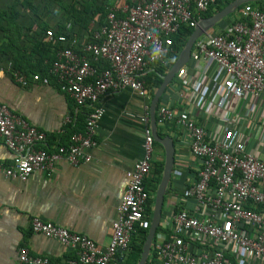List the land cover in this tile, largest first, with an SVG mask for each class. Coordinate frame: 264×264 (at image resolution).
<instances>
[{
  "label": "built area",
  "instance_id": "built-area-1",
  "mask_svg": "<svg viewBox=\"0 0 264 264\" xmlns=\"http://www.w3.org/2000/svg\"><path fill=\"white\" fill-rule=\"evenodd\" d=\"M216 2L114 1L103 17L96 15L82 31L70 21L59 29L44 30L43 42L53 55L46 73L23 71L11 60L0 65V72L22 87L49 85L53 80L73 103V114L66 121L81 111L85 116L82 128L50 144L46 131L0 102V140L12 154L9 163L0 161V176L9 180L25 182L36 171L53 175L58 160L72 166L89 162L90 150L98 143L105 113L102 100L107 94L129 89L147 100L142 156L126 171L125 189L105 246L30 216L32 232L74 251L75 257L63 264L124 260L132 235L149 228L146 208L152 194L144 180L152 169L155 141L148 125L151 87L144 75L152 67L168 65L177 53L173 45L179 28L194 29ZM233 14L222 31H205L196 39L189 59L195 63L192 71L187 62L174 77L181 86L179 96L194 107L196 116L218 117L219 130L210 132L197 119L166 103L156 106V125L173 124L186 131L189 152L199 162L195 177L179 195L180 200H193V212L178 209L169 215L165 231L153 236L149 264H264V158L252 152L255 136L250 132L259 103L264 101V6L246 2ZM259 130L262 136L264 124ZM17 259L21 264H55L47 257L31 255L25 245L18 248Z\"/></svg>",
  "mask_w": 264,
  "mask_h": 264
},
{
  "label": "crops",
  "instance_id": "crops-1",
  "mask_svg": "<svg viewBox=\"0 0 264 264\" xmlns=\"http://www.w3.org/2000/svg\"><path fill=\"white\" fill-rule=\"evenodd\" d=\"M10 1L0 0V9L6 8ZM114 1L123 4L128 0ZM61 2L66 4L68 0ZM56 3L57 0L53 2L54 7ZM260 5L264 6V0L260 1ZM28 16L26 13L17 20L19 26L26 25ZM233 16L234 14H228L208 28L207 32L222 31ZM10 35V32L0 31V50L7 53L6 57L12 55L5 47L8 45L7 36ZM19 40L18 44H22L29 38L21 35ZM188 63L189 70L192 71L195 63L192 60ZM5 64V61L0 60L1 66ZM180 88L178 81L173 78L160 103H166L177 112H184L197 119L210 132L219 130L218 117L209 114L196 116L194 107L179 96ZM150 96L152 98L151 93ZM146 101L129 89L107 94L103 98L105 113L96 136L97 146L90 150L89 162L72 166L65 160H58L53 175L47 176L44 172L36 171L25 182L0 176V264H21L18 262L17 252L22 245L28 247L31 255L47 257L55 264H63L75 257L73 250L64 248L57 240L32 232L29 224L32 215L84 234L100 246L109 242L116 207L125 189L126 171L142 156L145 126L142 117ZM0 102L46 131L50 144H54V137L66 135L70 125L76 123L78 129L84 125L85 116L82 111L70 122L66 121L67 116L73 114V103L53 80L49 85L32 83L28 87H22L7 73L0 72ZM263 111L264 101H261L250 125V132L255 136L251 150L260 158H264V132L262 136L258 135L260 126L264 124V118H261ZM149 123L150 118V126ZM156 127L157 131L169 136L174 145L173 169L160 219L164 227L173 211L183 209L193 212V200H180L179 195L183 185L195 177L199 161L189 152V136L186 131L173 124ZM157 145L159 146L153 152L152 169L147 176L152 180L158 176L157 171L165 158L164 147L159 143ZM11 159V152L0 140V161L9 163ZM159 175H162L161 170ZM122 262L118 257L113 264Z\"/></svg>",
  "mask_w": 264,
  "mask_h": 264
},
{
  "label": "trees",
  "instance_id": "trees-1",
  "mask_svg": "<svg viewBox=\"0 0 264 264\" xmlns=\"http://www.w3.org/2000/svg\"><path fill=\"white\" fill-rule=\"evenodd\" d=\"M55 0H11L6 8L0 9V31L10 32V37L7 36L8 45L5 46L12 54L8 56L5 51L0 50V60L5 62L11 60L15 68H19L29 73H46L48 63L52 61L53 55L48 44L43 42V32L48 27L61 28L62 24L70 21L76 30L82 31L87 28L90 20L96 15L103 17L106 13V8L114 0H68V2L62 3L61 0H57L56 6H53ZM132 1V0H131ZM128 0L127 2H131ZM234 0H217L215 6L205 13L204 17L210 16L215 11L221 10L224 6ZM262 2V1H261ZM260 4V1L252 2ZM243 4L236 8L239 9ZM234 10L231 14H233ZM28 13L26 18V25L19 26L17 20L24 17ZM229 14V16L231 15ZM53 21V23H51ZM193 28L187 26H181L178 30V34L175 37L173 49L179 53L186 40L190 36ZM29 38V42L24 40L22 44L19 39L20 36ZM173 54L170 58V62L166 66H155L146 72L144 80L151 87V95L153 96L155 90L158 88L162 81V76L166 74L170 66L176 60L178 54ZM6 57V58H5ZM164 94V93H163ZM163 94L159 99V102L163 98ZM76 123L70 125L66 131L65 137L62 139L54 137L53 140H64L69 134L77 130ZM159 136H165L161 132L157 131ZM156 143V142H155ZM163 164H161L160 170L162 173ZM160 175L153 180L146 177L144 180L145 187L151 192L152 197L149 199L146 208V215L148 219L151 217L152 205L154 201V194L160 180ZM162 223H159L157 232L165 231ZM148 229H137L132 235L130 241V252L123 260L121 264H136L139 260L142 250L143 242L147 235ZM150 263V256H148L146 263Z\"/></svg>",
  "mask_w": 264,
  "mask_h": 264
},
{
  "label": "water",
  "instance_id": "water-1",
  "mask_svg": "<svg viewBox=\"0 0 264 264\" xmlns=\"http://www.w3.org/2000/svg\"><path fill=\"white\" fill-rule=\"evenodd\" d=\"M257 1H263V0H234L231 3L227 4L224 8H222L218 12L214 13L213 15L209 17H204L194 27L190 36L186 40L182 50L180 51L176 60L170 66L166 74L161 77L162 81L160 85L158 86V88L155 90L151 98L150 106H149L150 127L152 130L154 141L156 143L161 144L164 147L165 158H164V163H163L162 175H161V178L159 180L158 186L154 194L150 225L147 230V235L145 237V240L143 242L139 260L137 261L136 264H145L148 258L153 236L155 232L157 231V228L160 223L164 195L166 193V189H167V186L170 180L171 172L173 169V163H174V145H173L172 139L169 136L161 137L158 135V132H157L156 121H155V110H156L157 104L159 103V99L164 93L168 84L175 77L176 72L181 67L186 65V63L189 61L190 56H191V51L193 48V44L197 38L203 32L207 31L208 28L212 27L215 23H217L219 20L223 19L225 16L232 13L241 4L246 3V2H257Z\"/></svg>",
  "mask_w": 264,
  "mask_h": 264
},
{
  "label": "rangeland",
  "instance_id": "rangeland-1",
  "mask_svg": "<svg viewBox=\"0 0 264 264\" xmlns=\"http://www.w3.org/2000/svg\"><path fill=\"white\" fill-rule=\"evenodd\" d=\"M158 143H155L154 144V150L156 149V147H158L159 145H157ZM158 172V176H159V173H160V168H159V170L157 171Z\"/></svg>",
  "mask_w": 264,
  "mask_h": 264
}]
</instances>
